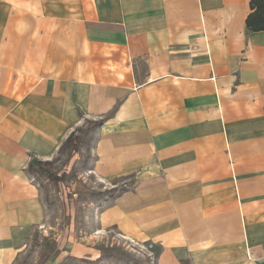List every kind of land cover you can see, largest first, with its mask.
I'll return each instance as SVG.
<instances>
[{"label":"crops","instance_id":"0c3cea01","mask_svg":"<svg viewBox=\"0 0 264 264\" xmlns=\"http://www.w3.org/2000/svg\"><path fill=\"white\" fill-rule=\"evenodd\" d=\"M250 0H0V263L44 213L34 162L82 118L99 229L154 264H264V31ZM90 212L92 208L89 209Z\"/></svg>","mask_w":264,"mask_h":264},{"label":"rangeland","instance_id":"374dc122","mask_svg":"<svg viewBox=\"0 0 264 264\" xmlns=\"http://www.w3.org/2000/svg\"><path fill=\"white\" fill-rule=\"evenodd\" d=\"M97 123L82 118L71 132L77 151L61 147L52 161L40 162L44 170L64 176L62 181L47 179L37 165L30 167L44 216L10 264H154L152 249L139 247L113 228L98 230L97 205H109L133 190L136 179H103L94 173Z\"/></svg>","mask_w":264,"mask_h":264},{"label":"trees","instance_id":"16d2710c","mask_svg":"<svg viewBox=\"0 0 264 264\" xmlns=\"http://www.w3.org/2000/svg\"><path fill=\"white\" fill-rule=\"evenodd\" d=\"M249 13L245 19V25L247 31L250 32H259L264 31V0H250L249 1ZM77 139L71 134L63 144L64 147H70L74 151H77L78 145H76ZM34 165L38 166V171L44 175L47 179L62 181L64 176L57 177L55 174H52L44 170L40 162H34ZM41 166V167H40Z\"/></svg>","mask_w":264,"mask_h":264},{"label":"built area","instance_id":"2783aa9c","mask_svg":"<svg viewBox=\"0 0 264 264\" xmlns=\"http://www.w3.org/2000/svg\"><path fill=\"white\" fill-rule=\"evenodd\" d=\"M152 246H153L152 244H148L146 247H143V248H145V249H148V250H149V249H151V248H152ZM139 247H140V246H139Z\"/></svg>","mask_w":264,"mask_h":264}]
</instances>
